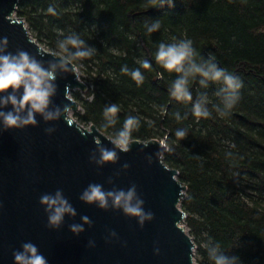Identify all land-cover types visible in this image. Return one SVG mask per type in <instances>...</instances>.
<instances>
[{"label": "trees", "instance_id": "trees-1", "mask_svg": "<svg viewBox=\"0 0 264 264\" xmlns=\"http://www.w3.org/2000/svg\"><path fill=\"white\" fill-rule=\"evenodd\" d=\"M49 6L55 16L47 14ZM17 15L51 51L72 32L96 49L85 58L87 66L96 67L88 90L71 92L82 107L75 113L81 124H95L112 137L126 116L134 115L141 122L132 139L166 137L165 161L188 187L182 209L201 264H211L209 237L241 264H264V0H174L163 8L148 0H21ZM158 19L160 30L148 34L145 23ZM173 38L191 39L198 56L214 54L221 67L240 78V100L228 117L213 112L197 118L190 103L168 95L175 74L157 78L164 70L155 52ZM145 59L152 68L140 69L142 84L121 73L122 66L140 68ZM197 90L194 84V98ZM113 103L121 107L118 122L105 129L103 109ZM177 111L187 119L176 121ZM178 128L187 130L184 140L175 136ZM229 151L232 157L226 156Z\"/></svg>", "mask_w": 264, "mask_h": 264}, {"label": "water", "instance_id": "water-1", "mask_svg": "<svg viewBox=\"0 0 264 264\" xmlns=\"http://www.w3.org/2000/svg\"><path fill=\"white\" fill-rule=\"evenodd\" d=\"M20 2L0 0V38H8L9 52L24 50L46 66L57 52L44 48L17 15ZM56 83L53 105L69 107L61 120L49 125L37 117V127L0 132V264H13V250L26 241L34 243L49 264H198L197 245L184 226L187 213L180 206L188 187L179 179V171L165 161L166 137L132 139L130 150L119 153L117 164L97 168L89 161L94 142L99 139L111 148L112 137L95 124L85 127L71 116L82 109L71 92H86L88 85L76 64L72 71L58 75ZM47 127L56 131L48 136ZM148 156H152L151 164ZM124 163L130 165L127 172L121 171ZM110 177L114 185L106 182ZM90 183L103 184L106 190L135 184L155 219L141 229L120 212L83 204L79 196ZM57 189L63 190L77 217L75 221L66 218L54 231L47 227L39 199ZM83 215L91 218L93 227L75 236L68 226L79 223ZM109 230L116 231L118 241L106 243ZM89 240L95 241V248L87 247ZM154 246L159 247V256L154 255Z\"/></svg>", "mask_w": 264, "mask_h": 264}, {"label": "clouds", "instance_id": "clouds-1", "mask_svg": "<svg viewBox=\"0 0 264 264\" xmlns=\"http://www.w3.org/2000/svg\"><path fill=\"white\" fill-rule=\"evenodd\" d=\"M153 5L163 8L172 7L174 0H148ZM47 14L55 16L56 9L53 6L47 8ZM146 32L152 34L161 28L160 20L145 23ZM8 38H0V132L27 129L37 127V117L45 124H54L61 120L69 111L67 105L54 106L53 99L57 95V78L62 73L72 71L75 62L83 58L92 57L96 49L89 47L81 37L72 32L64 35L56 41V57L49 60L47 65L24 50L15 53L8 51ZM155 61L164 72H157L158 79L164 78V73L175 74L168 88V95L177 102L190 103L191 113L197 118L207 119L215 112L219 117H228L240 100V90L243 87L240 78L233 72L221 67L214 54H209L205 59L198 56L193 46V41L188 38L176 39L172 42H161L155 52ZM141 68L150 69L152 64L148 60L140 61V68L129 69L127 65L121 67V73L128 75L137 84L144 82ZM198 85L195 98L192 86ZM211 86L215 90L209 93ZM213 97L216 99L214 100ZM160 111L167 115V108L158 106ZM121 111L119 104H109L103 109L105 129L113 128L118 122V114ZM176 121L187 119V114L181 116L179 111L174 113ZM140 117L127 115L122 126L112 134V147H105L101 140L97 139L95 150L89 154V161L97 168L107 165H115L119 161V153L130 150L132 132L140 125ZM56 129L45 128V134L51 136ZM185 128H178L175 136L184 140L187 137ZM232 157V152L226 153ZM199 158V157H197ZM147 162L151 164L152 156H148ZM130 165L124 163L122 172H127ZM119 173H117V177ZM114 185V179L106 181ZM79 200L88 206L108 212H120L126 218L135 220L143 229L155 219L151 210H146L145 201L138 194L137 186L130 185L127 189L112 187L106 190L103 184L90 183L80 194ZM40 206L47 217V227L51 230H59L66 218L75 221L77 211L62 189L52 193H45L39 199ZM69 231L80 236L86 228H92L90 217L83 215L79 223H71ZM119 237L114 230H109L106 243L118 241ZM94 240H89L87 247L95 248ZM206 247L207 259L211 264H241L240 258L230 255L221 244L208 238ZM154 255L159 256L160 249L154 246ZM13 264H49L47 257L31 241L21 244L20 248L12 252Z\"/></svg>", "mask_w": 264, "mask_h": 264}, {"label": "rangeland", "instance_id": "rangeland-1", "mask_svg": "<svg viewBox=\"0 0 264 264\" xmlns=\"http://www.w3.org/2000/svg\"><path fill=\"white\" fill-rule=\"evenodd\" d=\"M33 35V34H32ZM34 36V35H33ZM44 48L48 49V46L44 43H40ZM77 67H78V73H79V76L81 77V79L86 82V83H90L91 82V75L94 74V71L96 70V67L95 65L92 63L90 64L89 66H87V64L85 63V58L81 59V60H78V63H77ZM79 111H82V109H80ZM78 111V112H79ZM75 113L76 112H72L71 113V116L73 118L76 119V116H75ZM77 120V119H76ZM83 126L85 127H89L90 125H85V124H82ZM160 140H163L165 139V137H160L158 138ZM182 207V204L180 205ZM184 226L186 227L188 233H189V228L187 227V224H186V219H185V223H184ZM193 238V237H192ZM194 240V238H193ZM195 260L198 264H201V257L197 251V246H196V249H195Z\"/></svg>", "mask_w": 264, "mask_h": 264}, {"label": "bare ground", "instance_id": "bare-ground-1", "mask_svg": "<svg viewBox=\"0 0 264 264\" xmlns=\"http://www.w3.org/2000/svg\"><path fill=\"white\" fill-rule=\"evenodd\" d=\"M19 15V14H18ZM72 113V112H71ZM83 124V123H82Z\"/></svg>", "mask_w": 264, "mask_h": 264}]
</instances>
